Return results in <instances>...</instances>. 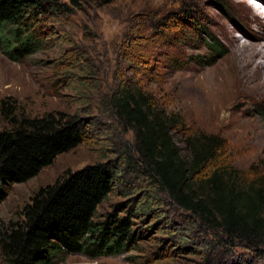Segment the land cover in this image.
Here are the masks:
<instances>
[{"label": "rangeland", "instance_id": "obj_1", "mask_svg": "<svg viewBox=\"0 0 264 264\" xmlns=\"http://www.w3.org/2000/svg\"><path fill=\"white\" fill-rule=\"evenodd\" d=\"M83 4V10L54 29L48 47L21 61H13L0 51V102H16L13 114L18 117L64 112L83 118L89 137L59 154L33 178L14 184L0 202V221L18 218L23 205L40 187L85 165L113 160L119 179L114 191L98 206L96 217L101 218L117 204H135L146 196L156 208L154 217L146 220L148 226L143 224L149 234L138 250L127 254L98 258L64 254L55 264H133L130 256L141 264H214L231 259L264 264V245L253 247L240 239L226 240L221 228L184 211L164 190L150 185L142 173L127 166V159L137 158L135 135L119 120L110 103L120 80L148 89L159 108L178 114L184 124L172 133L184 155H188L186 135L213 134L222 139L234 168L246 173L256 164L264 175V94L259 87L264 71L253 62L255 45L263 41L259 35L264 32V0H121L101 7ZM178 7L179 11L196 13L209 34L223 45V57L212 65L196 61L197 55L207 56L203 38L209 39L190 29H180L185 38L179 36L177 47L158 37L136 39L143 35L136 26L143 11L159 8L167 12ZM152 34L151 28L144 33ZM153 40L157 42L152 44ZM145 46H151L155 53L149 63L137 62L134 56L143 53ZM178 49L179 61L190 62L180 70L165 67L167 58ZM68 50H73V56L64 54ZM63 59L73 66L67 69L70 84L65 87L58 82L63 72L57 71ZM6 126L8 120L0 110V130Z\"/></svg>", "mask_w": 264, "mask_h": 264}, {"label": "trees", "instance_id": "obj_2", "mask_svg": "<svg viewBox=\"0 0 264 264\" xmlns=\"http://www.w3.org/2000/svg\"><path fill=\"white\" fill-rule=\"evenodd\" d=\"M118 1L121 0H0V51L13 61H21L48 47L54 29L83 10V2L101 7ZM160 10L141 13L137 32L144 35L151 28L153 34H139L136 39L158 37L177 47L179 36L185 38L180 29H190L209 39L203 38L207 56L197 55L196 61L212 65L225 55L223 45L209 34L194 11H179V7ZM143 51H136L134 58L149 63L155 52L151 46H145ZM65 59L57 70L63 72L58 82L64 87L70 84L67 69L73 67ZM189 62L179 61L178 49L167 58L165 67L180 70ZM118 85L110 103L119 120L134 132L137 152L136 159H127V166L142 173L150 185L164 190L184 211L221 228L226 240L240 239L253 247L264 245L261 169L252 164L246 173L238 171L229 163L222 139L204 132L186 135L188 155H184L172 135L173 130L184 125L179 115L159 108L148 89L123 84L122 80ZM15 106L16 102L8 99L0 102L3 117L8 120V126L0 130V202L14 184L28 181L59 154L89 139L83 118L64 112L18 117L13 114ZM118 179L115 161L105 160L68 172L40 187L23 205L18 218L0 221L2 263L55 264L64 254L98 258L138 250L149 234L146 220L154 217L156 209L146 196L135 204H117L101 218L96 217L98 206L114 191ZM155 255L159 256L158 252ZM128 260L141 264L134 256ZM214 264L251 263L231 259Z\"/></svg>", "mask_w": 264, "mask_h": 264}, {"label": "bare ground", "instance_id": "obj_3", "mask_svg": "<svg viewBox=\"0 0 264 264\" xmlns=\"http://www.w3.org/2000/svg\"><path fill=\"white\" fill-rule=\"evenodd\" d=\"M260 6H257L256 9H259ZM262 17L264 18V12L262 14ZM260 39H263L262 42L255 45V58L253 62L256 64L257 67L261 68V71H264V32H261L259 35ZM259 87L262 90V94H264V77L259 82Z\"/></svg>", "mask_w": 264, "mask_h": 264}]
</instances>
